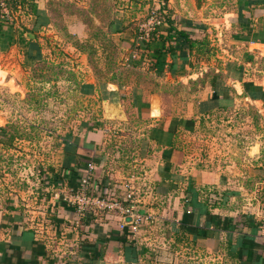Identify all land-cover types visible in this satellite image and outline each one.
I'll return each instance as SVG.
<instances>
[{"label": "crops", "instance_id": "obj_1", "mask_svg": "<svg viewBox=\"0 0 264 264\" xmlns=\"http://www.w3.org/2000/svg\"><path fill=\"white\" fill-rule=\"evenodd\" d=\"M62 1L35 0L47 18L35 29L37 34L56 23L53 5L57 2L56 6L63 9L58 5ZM70 1L77 5L83 1L95 24L111 32L118 23L116 18L108 22L97 18L107 14L101 9L105 1L117 6L115 17L120 19L144 15L157 0ZM156 4L165 15L168 10L177 30H184L194 39L205 37L206 27L215 28L213 23L207 26L211 22L202 17L206 10L209 13L204 0H160ZM222 5L211 7L212 12L222 10L224 21L216 24L223 51L216 57H222V61L210 70L202 66V56L195 58L194 50L189 53L188 49L175 47L174 53H165L159 38L135 40L137 30L132 28L112 32L117 36H113L115 45L131 48L127 67L129 63L133 68L147 67L151 76L158 75L164 81L165 76L194 80V107L184 116L168 115L166 105L161 103L157 117L151 118L154 97L159 94L157 87L150 89L138 78L122 82L113 72L108 81L96 77L100 86L94 83V92L100 90L106 97L102 96L97 106L102 118L88 122L90 126L105 118L124 126L126 111L132 109L148 120L144 122L142 140L132 137L141 144L142 152L129 151L142 161L146 182L135 181L132 171L118 165L117 160L123 156L121 148L112 157L105 152L106 125H93V129L68 137V167L59 171L44 167L50 173L47 180L54 177L51 184L44 180L29 197L11 192L0 199V264H264V152L260 141L250 147H258L257 152H248L242 141L233 144L229 136L208 138L205 145L198 131L205 124L225 127L233 120H219L217 113L231 116L246 104L260 111L264 104V68L257 60L264 58V0H223ZM71 14L66 24L68 32L82 31L83 22L73 17L75 11ZM17 17L32 27L30 18ZM160 32L165 34L162 29ZM5 36L0 35V46ZM31 36L36 37L34 33ZM177 42L179 46L185 39L172 36L170 43ZM160 48L166 64L159 70L151 69ZM214 55H208L206 62L215 61ZM246 83L256 87L254 91L260 98L248 95ZM87 84L84 90L90 94L93 89ZM185 132H194V159L186 151ZM72 156L79 158V165ZM89 161L94 165L92 176L97 186H112L122 205H132L134 213L120 216L119 210L108 208L77 213V204L72 200L79 190L81 169ZM57 172L63 183L55 184ZM128 193L132 194L131 200L125 199Z\"/></svg>", "mask_w": 264, "mask_h": 264}, {"label": "rangeland", "instance_id": "obj_2", "mask_svg": "<svg viewBox=\"0 0 264 264\" xmlns=\"http://www.w3.org/2000/svg\"><path fill=\"white\" fill-rule=\"evenodd\" d=\"M158 1L160 0L156 3ZM62 2L58 5H63V9L56 6L57 2L53 5L55 6L53 11L57 14L54 17L52 15L53 18L56 17L54 25L38 33L37 37L27 33L28 38H34L40 44L37 53L33 50L36 54L35 61L25 59L23 47L19 46V43L11 44L6 49L0 46V69L5 70V81L0 83V126L11 134L10 138L8 133L7 136H2L4 140L0 141V199L9 197L11 192L15 194L23 192L25 197H29L31 192L36 191L44 180H47V176L50 175L47 172L49 167L57 171L63 170L67 151L64 142L68 137L89 128L93 129V125L94 128L100 126L96 123L90 126L88 123L103 116L97 106L101 102V97L105 98L106 94L100 90L94 92V83L100 86L96 82V77L99 81H108L113 72L118 74L122 82L130 83L131 80L138 78L139 82H143V85L150 89L157 87L159 94L158 97H154L153 102L166 105L168 115L184 116L194 107V80L190 77L165 76L164 81L158 75L151 76L147 67L141 70L139 67L133 68L130 63L127 67L126 58L131 56V48L115 45L113 36L115 38L117 36L112 34L113 31H106L95 24L94 16L88 14V9L83 7L85 4L83 1H80L79 5L70 0ZM204 2L209 13L206 10L202 17L211 22L207 23V26L212 27V23L215 25V28H205L210 49L209 52L202 54V61H205L202 66L206 65L207 70H210L212 65H220L217 63L218 60L222 61V57H216L223 53L219 41L220 31L216 24L224 21L222 10L212 12L211 7L222 8L223 0ZM156 3L150 8L151 12H155L158 17L160 12L165 15L163 11H159L160 7H157ZM115 8L117 6L105 1L101 9L102 13L107 14L97 18L102 22H108L115 18ZM74 11L76 15L73 14V17L81 20L83 23H79L80 27L85 28L82 31L75 29L73 35L68 32L66 24L69 23L70 15ZM166 14H169L168 10ZM123 20L133 22L132 30L138 29L137 36L133 38L141 41L142 25L148 20L147 17L139 13L128 18L123 16ZM3 28V34L7 35L9 26L3 25ZM127 34L133 36L130 32ZM211 53L215 54V61L209 59L206 62L207 56ZM257 60L264 68V58L259 57ZM203 78L205 79V75ZM85 84L93 89L92 93L85 92ZM260 108L262 109L260 111L259 107L254 110L252 106L246 104L238 107L231 116L217 113L216 116L221 118L219 120L227 121L230 118L233 120L227 122L225 127L205 124L201 131L198 130L204 138V144H207L208 138L212 140V137L229 136V141L233 144L242 141L248 152L251 150L257 152L258 147L253 149L250 147L256 145L254 142L260 141L258 143L261 145L260 150L264 152V104ZM156 113L158 111L152 112L151 118L157 117ZM126 116L128 119L124 126L114 124L110 119H101L100 124L103 127L106 125L107 128L105 134L108 143L105 145V152L112 157L117 148H121L123 158L120 156L117 160L118 165L126 171H132L133 176H136L133 178L135 181L146 182L142 161L137 156L132 157L129 151L142 152L141 144L136 143L132 137L138 136L139 142L142 140L144 122L148 120L142 118L141 112L133 109L126 111ZM184 140L188 141L185 144L186 151L190 152L194 159V132H185ZM221 146L222 143L218 145ZM262 157L264 158V155ZM44 167L47 169L44 170ZM55 182L63 183L62 180Z\"/></svg>", "mask_w": 264, "mask_h": 264}, {"label": "trees", "instance_id": "obj_3", "mask_svg": "<svg viewBox=\"0 0 264 264\" xmlns=\"http://www.w3.org/2000/svg\"><path fill=\"white\" fill-rule=\"evenodd\" d=\"M162 1L165 3L167 0H162ZM6 4H7L8 8L10 9V11L12 12V15L14 16V18H12L11 21H8V19L1 17V13H0V35L3 34V27L1 25L2 24L1 22H3V24L5 23V25H8L10 28L8 34L4 37V41L1 40V48L4 49V47H5V49H6L11 44H14V43L18 44L19 43V46L23 47V54H24L25 59L27 61H31V60L35 61L36 60V54L33 53V50H35L36 51L35 53H37V50L40 49V44L37 43V41H35L34 38H26L25 34L26 33H32V34L34 33L35 36L37 37V30H35V29L40 28V26L43 23H46V21H47V18H45L44 12L37 8V4L35 3V0H6ZM145 4H146V2H143V5H145ZM159 11H162V9L159 8ZM16 13L18 16L20 15L24 19L30 18L29 22L32 24V27H27L24 24H22L21 22H19ZM151 13H152L151 9L149 8L147 10V12L144 14V17L145 18L150 17ZM118 17H115L116 19H114V20H117L118 23L116 25H114L113 32H122L126 28H132L133 22L129 21L128 24L123 25L122 24L123 18L120 17V19H118ZM159 17L163 20L162 25H160V26L156 27L154 30L150 31L148 39L149 40L157 39V38L161 39L163 41V45H164L163 47H166L165 51H164L165 53L172 54V53H174L175 47L176 48L178 47V48H181L182 50L188 49L189 53H192V51L194 50L195 51V58L198 59L202 56V54L209 52L210 48H208L209 46H208V40H207L206 36L202 37L200 39H194L189 35V33L185 32L184 30H177V28L174 24V20L168 14L163 15L160 12ZM161 29H162V31H165V34H163V32L162 33L160 32ZM135 30H138V29H135ZM261 30H264V29H261ZM172 36H174V38L176 40L179 39L180 37H183L185 39V43L181 44L179 46H177L179 44L178 42H177V44L176 43L171 44L170 39ZM159 51L160 52H159L157 60L155 61V63L153 65L150 66L151 69L155 68V69L159 70L160 69L159 66L163 67L166 64L164 52L162 51L161 48ZM168 67H171V64H169ZM245 86L249 88L250 91L248 92V95L251 98H253V99L260 98V97H257L258 93H256L254 91V90H256V87L254 88L253 84L246 83ZM215 92L217 93V90H215ZM262 96L264 97V92H263ZM96 124L100 125L99 122H96ZM7 133L8 132H6L5 128L0 126V141L4 140L1 137L5 136V135L7 136ZM10 135L11 134L8 133L9 138H10ZM64 145H65L66 150H67L65 152V157H66V156H69V154H68L69 148L68 147H70L69 146L70 144L68 143V140H66ZM73 158H76V156H72V159ZM76 159L78 160L79 158H76ZM65 160H66V163L64 164L63 169L68 167V161H67V159H65ZM71 162H73V161L71 160ZM77 165H79V160H78ZM50 170H54V169L50 168ZM51 179L52 178H50V180L48 179L46 183L51 184V182H52ZM61 179H63L61 174L59 172L55 173V180L58 181ZM76 211H77V207H76Z\"/></svg>", "mask_w": 264, "mask_h": 264}, {"label": "built area", "instance_id": "obj_4", "mask_svg": "<svg viewBox=\"0 0 264 264\" xmlns=\"http://www.w3.org/2000/svg\"><path fill=\"white\" fill-rule=\"evenodd\" d=\"M0 13L1 17L8 19V21H11L12 18H14L6 4V0H0ZM147 19L146 23L142 25L143 32L140 36L141 41L148 39L150 31L162 25L163 21L155 14V12H152L151 16ZM93 167V163L89 161L86 168L81 169L79 190L77 194H74V199L72 200L77 204V213L79 212L80 214H83L85 211L95 212L98 209L101 210L108 208L110 210H119V214L122 215L132 214L133 206L129 205L124 207L122 202L116 196L115 190L112 186H97L92 176ZM125 199L131 200L132 194L128 193ZM123 225L124 223L121 224V226Z\"/></svg>", "mask_w": 264, "mask_h": 264}, {"label": "bare ground", "instance_id": "obj_5", "mask_svg": "<svg viewBox=\"0 0 264 264\" xmlns=\"http://www.w3.org/2000/svg\"><path fill=\"white\" fill-rule=\"evenodd\" d=\"M4 76H5V70L0 69V83H3L5 81V77ZM153 104H154V106H153V110L154 111L153 112L158 111V104H157V102H154ZM156 114H158V113H156Z\"/></svg>", "mask_w": 264, "mask_h": 264}]
</instances>
